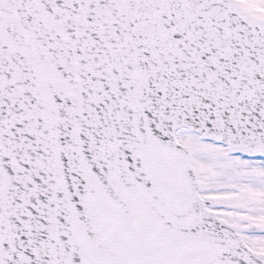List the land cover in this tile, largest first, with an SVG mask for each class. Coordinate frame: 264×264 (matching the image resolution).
<instances>
[{
	"label": "snow or ice",
	"instance_id": "obj_1",
	"mask_svg": "<svg viewBox=\"0 0 264 264\" xmlns=\"http://www.w3.org/2000/svg\"><path fill=\"white\" fill-rule=\"evenodd\" d=\"M0 264H264V0H0Z\"/></svg>",
	"mask_w": 264,
	"mask_h": 264
}]
</instances>
